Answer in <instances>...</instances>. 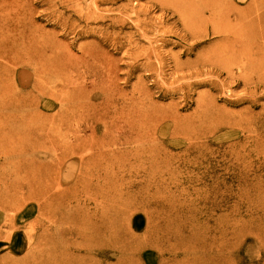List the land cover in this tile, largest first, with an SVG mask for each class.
Instances as JSON below:
<instances>
[{"label": "rangeland", "instance_id": "374dc122", "mask_svg": "<svg viewBox=\"0 0 264 264\" xmlns=\"http://www.w3.org/2000/svg\"><path fill=\"white\" fill-rule=\"evenodd\" d=\"M231 1L0 0V98H33L34 127L58 117L82 135L66 156L43 151L41 215L8 240L0 224V264H264V84L246 85L264 67L226 63L205 25L264 20V0ZM33 38L66 63L54 95L33 88ZM64 101L110 105L93 132L98 114L64 118ZM9 170L1 157L0 186Z\"/></svg>", "mask_w": 264, "mask_h": 264}, {"label": "bare ground", "instance_id": "6f19581e", "mask_svg": "<svg viewBox=\"0 0 264 264\" xmlns=\"http://www.w3.org/2000/svg\"><path fill=\"white\" fill-rule=\"evenodd\" d=\"M67 1L64 0V2ZM105 1L107 0H91L95 5ZM239 1H231L229 7H235L236 2ZM209 3L211 2L208 1ZM207 9L211 13L216 11L215 6ZM101 14L103 13L97 9L82 19L99 18ZM117 18L119 19V17ZM230 20H235V22H230ZM219 24L223 25L220 26ZM205 25L209 27L210 32L221 34L226 46L224 51L226 63L239 59L238 61L241 63L239 65L242 66L245 64L250 67H264V20L243 21L235 15L234 19L228 17V20L223 23L219 21V18L218 22L209 18V20H205ZM25 51L24 63L31 67L33 88L38 92L54 95L55 86L53 81H50L51 76L66 67L62 58L63 55L55 50L54 40H34L33 38L27 42ZM85 54L89 58L95 56L89 51H85ZM226 63L220 62L219 64L224 65ZM40 64L43 65L44 69L39 68ZM230 73L231 80H237L235 74ZM263 84L264 79L262 78L250 79L246 82L247 87L255 90ZM94 93H98V91L95 90ZM32 102L36 104L33 98L29 99L28 97L0 98V115L5 116L3 120H0V158L4 157L10 167L8 175L4 176L0 186V209L12 211L5 217H1L0 220L1 225L10 228L6 234L7 240L17 235V228L27 229L26 221L30 212H37L38 216L41 215L44 192L42 181L43 151L48 152L50 150L55 157L66 156L74 145H78L82 141V135L79 133L71 134L66 130L59 129L58 121L62 122L64 119L59 120L58 117H54L56 121L58 120L57 122L47 121L43 127H34L33 119L24 113L25 106L31 105ZM80 102L71 105L64 101L60 105L62 117L67 118L75 107H81L95 115L97 113L95 123L90 125L92 131L96 132L97 121L104 118L100 109L106 108L110 103L91 101L89 105H84ZM43 107L45 111L53 110L54 104L50 101H43ZM120 108L124 110L126 107L123 105ZM11 110L13 111L10 112ZM124 121L125 119L122 118L121 122ZM12 249L9 250V253L12 252Z\"/></svg>", "mask_w": 264, "mask_h": 264}]
</instances>
